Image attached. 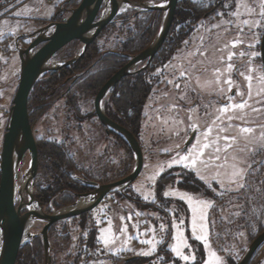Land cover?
I'll return each mask as SVG.
<instances>
[{
  "label": "rangeland",
  "instance_id": "1",
  "mask_svg": "<svg viewBox=\"0 0 264 264\" xmlns=\"http://www.w3.org/2000/svg\"><path fill=\"white\" fill-rule=\"evenodd\" d=\"M207 1L195 0L204 5L208 4ZM79 2L80 0H26L0 19V152L9 109L19 80L18 49L26 48L32 41L28 35L36 33L49 23L64 21ZM143 2L154 5L163 3L164 0ZM260 2L261 0H228L218 5L219 8L215 3L213 13L209 16L202 14L198 20L189 24L183 40L174 46L166 60L154 62L152 59L143 69L150 88L144 101L137 132L143 153L142 170L128 187L105 196L91 212L55 223L50 228L49 264H207L212 252L216 253L220 264H227L225 255L217 251L211 243L209 228L212 222V208L214 205L218 207L219 213L216 216L219 219L216 218V221H219L225 233L229 234L230 229L241 227V224L235 223L234 220L242 218L241 208L244 206L237 202L236 197L250 179L258 181L261 191L264 192V147H261V141L258 139L264 131L261 127L264 125V84L259 80V77L264 75L259 48L264 20L260 16ZM238 4L241 5L239 15H230L229 13L237 11ZM248 9L253 11L249 12ZM139 11L131 7L121 10L111 22L114 26L108 28L97 41L101 55L117 48V43L123 40L124 34L134 28V13ZM163 16L162 13L151 42L159 31ZM244 21H260L261 26L245 24ZM80 49L78 42L72 43L59 51L51 63L69 60ZM201 52L204 55H201ZM253 53H256L254 57ZM143 64L135 66L134 70ZM229 64L232 65L230 70ZM181 71L186 74L181 76ZM50 73L43 74L36 84L43 87L42 83L48 79ZM78 75L76 73L74 77L77 78ZM246 76H251V81L246 80ZM229 79L231 91L228 90L230 85L225 83V80ZM249 83L252 99H248ZM70 87L57 85L51 92L50 89L47 90L48 99H42L41 107L32 102L35 104L31 106L30 116L36 140H55L58 143L65 141L70 155L78 165L86 158L99 156L101 148L106 147L103 153L106 151L107 158L112 159L116 165L107 174V181L125 173L127 166L129 174L134 166V156L131 151L129 155L125 146L115 138L105 139L103 133L97 132L99 129H93L88 123L82 125L79 134L72 131L65 137V134L61 133L63 119H66V116L71 117V111L65 107L64 102V95L68 89L71 90ZM112 91L106 95L105 101ZM238 91L244 94L243 97L236 95ZM258 92L260 95H257ZM85 95L78 93L76 105L73 106L82 116L93 111L94 98L86 100L88 98ZM33 98H36V94ZM243 99H248L252 107L261 111L257 113L252 112L250 108L244 109L247 113L244 120L227 118L233 114L241 115L239 110L234 113L231 110L225 113L219 111L225 105L240 103ZM209 127L212 131L205 140L203 133ZM243 127L253 128L255 131L252 134H242L239 130ZM221 128L226 130L220 132ZM218 136L236 137V144L227 152L218 153L219 161L209 160V156L215 154L217 144L221 148L225 144L223 139H219L217 144L205 149L204 156L200 158L207 162V167L199 161L195 169L191 166L185 167V163L189 161H182V156L194 152L198 145L217 140ZM240 148H251L253 152L241 153ZM233 156L243 157L245 163L238 164V167L247 169L242 181L245 187L239 190H236V184L228 183L227 176L217 177V173L231 172V168H219L217 165L224 162L225 157L228 165L236 163L232 159ZM28 162L29 156L25 154L16 176V190L22 183L21 176L28 168ZM73 175L85 179L81 176L83 173ZM39 176L37 171L31 187L33 194L40 182ZM218 179L224 181L223 186L217 182ZM185 183L192 185L191 189L201 191L194 192L180 186ZM228 188L233 190L226 191ZM59 195V192H56L54 203L49 202L42 210L46 213L57 212L72 205L76 200L70 204H60L64 195ZM181 196L191 197L192 205H189L186 199H181ZM23 199L27 202L26 195ZM56 201L60 206L55 205ZM199 201H205L210 207H204ZM15 204L19 205L17 196ZM256 208L262 223L264 210L261 201L256 204ZM201 212L205 214L203 221L200 219ZM42 226L43 222H33L26 234H35L41 241L39 233ZM94 231L96 245L90 249L88 237ZM236 234V245L232 249L231 246H224V249L226 252H229V249L233 251L237 264L251 243V238L250 234L242 229ZM197 236H204L206 239H197ZM24 238L22 245L31 242L32 238ZM105 241L108 243L105 244ZM172 248H178L180 256H177ZM141 252L151 254L141 255ZM183 256L188 259L184 260ZM42 258L41 264H44V250ZM258 261L259 264H264L263 247L256 251L248 264H257Z\"/></svg>",
  "mask_w": 264,
  "mask_h": 264
},
{
  "label": "water",
  "instance_id": "2",
  "mask_svg": "<svg viewBox=\"0 0 264 264\" xmlns=\"http://www.w3.org/2000/svg\"><path fill=\"white\" fill-rule=\"evenodd\" d=\"M179 1L164 0L163 3L153 5L130 0H80L64 21L49 23L36 33L28 35V37L34 36L32 41L26 48L18 49L19 80L9 109L0 152V264H15L24 237L35 236V234H26L29 223L37 221L43 222L39 236L44 250V264H49L51 246L48 232L52 225L91 212L105 196L115 190H123L138 177L143 167V153L139 140L127 128L106 116L102 101L124 77L140 72L148 66L170 31ZM127 7L137 8L140 11H160L164 14L163 20L153 41L142 51L130 56L129 60L97 91L93 100V109L105 130L117 134L126 142L134 156V166L125 177L103 184L76 177L91 190L76 194L75 202L69 207L46 213L31 190L38 168V153L29 120L27 107L29 95L43 74L77 62L99 33ZM104 10H106L105 14H103ZM72 41L81 44L80 51L71 59L50 66L52 58L58 51ZM259 48L264 74V31ZM141 63L144 64L134 70V67ZM25 154L29 156L28 168L22 174V183L16 190V172L19 171ZM25 195L27 202L23 199ZM16 196L19 200L17 206ZM82 199H87L88 203L79 206L78 203ZM32 204H36L38 210L29 209ZM23 209L26 211L22 212ZM260 247L264 248V231L251 241L237 264H248Z\"/></svg>",
  "mask_w": 264,
  "mask_h": 264
},
{
  "label": "trees",
  "instance_id": "3",
  "mask_svg": "<svg viewBox=\"0 0 264 264\" xmlns=\"http://www.w3.org/2000/svg\"><path fill=\"white\" fill-rule=\"evenodd\" d=\"M132 1L143 2L145 0ZM225 1L228 0H208V4L206 5L191 0L180 1L176 6L169 34L152 61L157 62L166 60L170 56L169 53L174 49V46H177L183 40L185 31L190 23L198 20L202 14H207V16H209L212 13L210 12L211 9L215 7L214 5L219 3L220 6L224 4ZM233 1L235 0H231V2ZM219 6L217 5L218 8ZM161 14L162 12L160 11L135 12L134 19L136 24L134 28L129 29L124 34L123 40L117 43V48H115V50L107 51L101 55L97 41L108 28L114 26L113 23L107 25L88 46L85 54L77 62L70 66L50 71L51 73L48 79L42 83L43 87L41 84H35L29 95L27 107L31 125L33 124L30 116V109L31 106L35 104H32V102H36V106L41 107L43 103L42 99H48V97H46V91L50 89L51 92L53 87L57 85L64 87L71 86V90L68 89L64 95V99L66 100L64 101L66 103L65 107L71 111V117L74 116L77 121H80L82 115H80L78 110L73 109V106L76 105V95L82 92V94H86L85 97L87 96L86 98H88L86 100L94 98L101 86L129 60L130 56L142 51L151 42L156 33ZM76 42L77 41L70 42L61 50ZM76 73L79 74L77 78L74 77ZM149 88L150 85L143 70L142 72L134 73L119 81L111 92L108 100H104L105 114L111 120L127 128L137 138L142 108L148 95ZM55 92H57V89L54 91V94ZM34 94H36V98H33ZM92 115H94V113H92ZM78 129H80V127H78ZM102 133L104 136L106 135L105 139H107V137L109 138L111 135L110 138H115L116 141L123 144L130 155L131 150L121 137L113 132L109 134L101 132V134ZM121 144L119 146H121ZM36 146L38 153L37 171L40 175V182L36 186L35 194H32L39 202L41 208L46 207L49 202L53 204L56 192L58 193L61 190L64 191V193L61 194L64 196L60 204H70L76 199V194L86 191L87 186L82 184L78 178H76L77 176L75 177L76 180H71L70 175L75 173L81 175V173H83L84 175L81 176L87 180L91 179L100 183H108L107 174L110 173L109 171L111 169L116 167L112 159L107 158L106 151L105 153L101 152L99 156L95 158H86L81 165H78L70 155L71 153L68 151V146L65 141L58 143L55 140H36ZM128 170L129 167L127 166L125 168L126 174L123 172V174H119V177L109 182L125 177L128 174ZM194 181L196 180L194 179ZM257 182L258 181L250 179L246 187L241 190L240 195L236 197L237 202L244 206L241 208L242 218L234 220L235 223L241 224L240 228H235L234 230L230 229L229 234L225 233L219 221H216V215L219 213L218 207L214 205L211 210L213 212L210 214L212 222L209 228L211 243L217 251L225 255L227 264H236L233 251L231 250L236 245V232H239L241 229L246 231L250 234L249 238H251L252 241L259 233L264 231V222L260 223V214L256 208V204L261 201L264 210V192L261 191V186ZM180 186L193 190L191 189L192 185L186 183ZM193 191L200 192L201 190L194 189ZM60 204L57 203V201L55 202L56 206H60ZM254 208L256 209L254 210ZM218 219L219 218H217V220ZM95 233V231L92 232L88 237L90 249H93L96 245ZM224 246H231L229 252L225 251L224 248L226 247ZM42 247V241H40L38 236H35L31 239L30 243H26L20 247L15 264H41V260L43 259Z\"/></svg>",
  "mask_w": 264,
  "mask_h": 264
},
{
  "label": "snow or ice",
  "instance_id": "4",
  "mask_svg": "<svg viewBox=\"0 0 264 264\" xmlns=\"http://www.w3.org/2000/svg\"><path fill=\"white\" fill-rule=\"evenodd\" d=\"M195 2V0H194ZM241 5L238 4L237 5V11L236 12H231L229 13L230 15H239V7ZM259 7L261 9V12H260V16H261V19L264 20V0H261L260 4H259ZM249 12H252L253 10L252 9H248ZM245 24H255L256 26H261L260 25V21H253V22H249V21H244ZM187 43V42H185ZM236 46V43L234 42L233 43V47ZM201 55H204L203 52L200 53ZM194 55V53H193ZM256 55V53H253V57ZM232 56L231 54L229 55V60H231ZM195 67V65H193V68ZM228 68L229 70L232 68V65L229 64L228 65ZM219 71V70H217ZM181 76H184L186 73L184 71H181ZM246 80L248 81H251L252 77L251 76H246L245 77ZM259 80L262 84H264V75H261L259 77ZM219 79H217V83H219ZM225 83H228L230 85L229 87V91H231V81L230 79L229 80H225ZM176 87H179V85H176ZM262 91H264V89H262ZM236 95H239V96H242L243 97V93L238 91L236 93ZM257 95H260V93L258 92ZM248 99H252V94H251V84L249 83V94H248ZM248 99H243L242 102L240 103H236V104H228V105H225L223 108L219 109V111L221 113H225L229 110L233 111V113L235 112V110H239L241 112V115L239 116H236L235 114L231 115V116H228L227 118L229 120L231 119H240V120H244L245 116L247 115V113L244 112V109L246 108H250L252 112H257L259 113L261 111V109H258V108H255V107H252V105H250L248 103ZM261 101H257V103H260ZM217 119H220V117H217ZM213 123H215V121H213ZM229 127H231V125H229ZM262 128H264V125L261 126ZM193 128L195 129V125H193ZM226 129L224 128H221L219 129L220 132H224ZM212 131V128L209 127L207 129V131H205L203 133L204 135V138L205 140L208 139L210 133ZM242 134H252L254 133L255 129L253 128H249V127H243V128H240L239 130ZM219 139H223L225 141V144L223 146V148H221L220 146H218L217 144V141ZM259 141H261V147H264V131L261 132L260 134V137L258 138ZM213 144H217V146L215 147V150H214V153L213 155H210L209 156V160H212V161H219L220 160V156L218 155V153H220L221 151H224V152H227L228 149L230 148H233L234 145L236 144V137H232V136H223V137H217V140H213V141H210V142H206V143H203L202 145H198L196 147V149L194 150V152H190L188 156H182L181 157V160L182 161H189V163H185V167H193V169H195V165L197 164V161H199L201 164H203L205 167L208 166L207 162L205 160H202L200 159L201 157L204 156V150L211 147ZM239 151L241 153H244L245 151H247V153H252L253 152V149L251 148H247V150L245 148H240ZM191 157V159H190ZM232 159L234 161H236V163H233L231 165H228L227 164V157H225V160L224 162L220 163L219 165H217V167L219 168H231V172H227L225 171V173L221 174V173H217V177H219L220 175H225L227 176V179H228V183L229 184H236L237 185V189L236 190H239L240 188H243L245 187V184L242 182L244 180V173L247 171V169L245 168H240L238 167V164H243L245 163V160L243 157H240V156H233ZM248 167L250 168L251 167V164L248 165ZM217 177H213L214 179H216ZM218 183L221 184V186H223L224 184V181L223 180H217ZM226 191H232L233 189H225ZM167 195V194H166ZM181 199H186L187 202L189 203V205H192L193 201H192V198L191 197H185V196H181ZM200 204H202L204 207H210V205H208L205 201H199ZM200 219L201 221H203L205 219V214L203 212H201V215H200ZM123 231V230H122ZM195 231H196V223H195V220L193 221V232L195 234ZM201 231H203V225H201ZM197 239H201V240H205L206 237L204 236H197L196 237ZM143 243H151L150 241H142ZM108 241H105V244H107ZM207 247V244L205 245ZM153 251L155 250L154 248L152 249ZM172 251L175 252L177 254V256H180V251L178 248H172ZM141 255H150L151 252H141L139 253ZM184 260H187L188 257L187 256H183L182 257ZM207 264H220V260L219 258L216 256V253L212 252L210 253V259L208 260Z\"/></svg>",
  "mask_w": 264,
  "mask_h": 264
},
{
  "label": "flooded vegetation",
  "instance_id": "5",
  "mask_svg": "<svg viewBox=\"0 0 264 264\" xmlns=\"http://www.w3.org/2000/svg\"><path fill=\"white\" fill-rule=\"evenodd\" d=\"M217 5H219V4H217ZM216 6V5H215ZM216 8V7H215ZM215 8H212L211 9V11L210 12H214V9ZM209 12V13H210ZM207 15V14H206ZM30 39H33V37H31ZM142 64V63H141ZM107 97V96H106ZM106 97L103 99V101L106 99ZM102 101V106H103V109H104V102ZM92 113H94V115H92ZM104 113H105V111H104ZM66 116V115H65ZM107 116V115H106ZM69 116H66V119L64 118L63 119V123H62V126H61V128H60V131H62L61 133H64L65 135H68L70 132H72V131H76L77 132V134H79V132H80V130L82 129V125L84 124V123H88L89 125H91L92 126V128L93 129H99L97 132L99 133V134H101V132H104V133H106V134H109L111 131H106L105 130V128L99 123V120H98V118H97V116H96V114H95V112H94V109H93V112L92 111H90L89 113H87L86 115H84V116H82L81 117V120L80 121H77L76 119H75V117L73 116L72 118L71 117H69ZM108 117V116H107ZM109 118V117H108ZM78 119V118H77ZM55 121V120H54ZM76 124V125H75ZM76 126V128L74 127V126ZM32 126V125H31ZM78 127H80V129L79 130H77V128ZM32 130H33V127H32ZM34 133V132H33ZM64 135H62V137H63ZM106 136V135H105ZM104 136V137H105ZM111 136V135H110ZM110 136H109V138H110ZM35 137V136H34ZM106 138V137H105ZM112 138V137H111ZM35 140H36V137H35ZM90 147H88V149H89ZM106 148L105 147H103V148H101V151L103 152L104 150H105ZM84 152H85V150H84ZM71 176V180H76V176H74L73 174L72 175H70ZM88 180H91V179H88ZM95 182H98V181H95ZM98 183H100V182H98ZM100 184H102V183H100ZM91 190V188L90 187H87L86 188V191L85 192H88V191H90ZM64 193V191L63 190H61V191H59V194L61 195V194H63ZM79 193H84V192H79ZM22 212H24V211H22Z\"/></svg>",
  "mask_w": 264,
  "mask_h": 264
},
{
  "label": "built area",
  "instance_id": "6",
  "mask_svg": "<svg viewBox=\"0 0 264 264\" xmlns=\"http://www.w3.org/2000/svg\"><path fill=\"white\" fill-rule=\"evenodd\" d=\"M26 0H0V19L6 16L15 6ZM49 2L51 0H48Z\"/></svg>",
  "mask_w": 264,
  "mask_h": 264
},
{
  "label": "bare ground",
  "instance_id": "7",
  "mask_svg": "<svg viewBox=\"0 0 264 264\" xmlns=\"http://www.w3.org/2000/svg\"><path fill=\"white\" fill-rule=\"evenodd\" d=\"M120 12H121V11H120ZM105 13H106V10H104L103 14H105ZM49 65H50V66H51V65L54 66V65H56V64L50 62ZM17 172H18V171H17ZM17 172H16V176H17V174H18ZM87 203H88V200H87V199H82V200L79 201L78 205L81 206V205H85V204H87ZM68 207H69V206H68ZM29 208H30V209H34V210H38L36 204H32L31 206H29ZM66 208H67V207H66ZM63 209H64V208H63ZM32 223H33V222H30V223H29L28 228L32 225ZM28 228H27V229H28Z\"/></svg>",
  "mask_w": 264,
  "mask_h": 264
}]
</instances>
